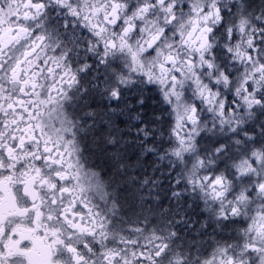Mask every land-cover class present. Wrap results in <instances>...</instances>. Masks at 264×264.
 <instances>
[{
  "label": "snow or ice",
  "instance_id": "1",
  "mask_svg": "<svg viewBox=\"0 0 264 264\" xmlns=\"http://www.w3.org/2000/svg\"><path fill=\"white\" fill-rule=\"evenodd\" d=\"M0 264H264V0H0Z\"/></svg>",
  "mask_w": 264,
  "mask_h": 264
}]
</instances>
